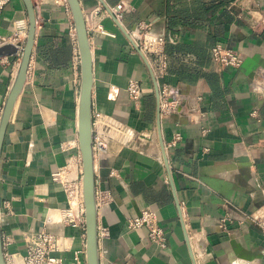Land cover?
<instances>
[{"label":"crops","instance_id":"1","mask_svg":"<svg viewBox=\"0 0 264 264\" xmlns=\"http://www.w3.org/2000/svg\"><path fill=\"white\" fill-rule=\"evenodd\" d=\"M79 1L93 55V115L130 132L95 154L98 229L108 230L99 239L100 264H264V238L245 219L264 206V23L254 28L247 13L239 17L237 0H129L122 29L113 17H93L121 0ZM254 3L264 18V0ZM35 12L27 79L1 150L2 240L14 264H24L30 237L45 230L57 238L53 255L71 264L76 252L86 260V228L62 222L68 204L52 175L76 168L81 157L80 56L67 0H38ZM139 22L166 38V71L160 54L133 51L129 33ZM28 30L24 1L11 0L0 11V34L28 37ZM217 44L243 54L242 67H217ZM20 60L19 50L0 58V109ZM130 80L141 83L138 101L127 92ZM164 84L178 87L184 102L160 129ZM176 131L183 141L167 149ZM147 208L165 231V249L146 229L129 227Z\"/></svg>","mask_w":264,"mask_h":264},{"label":"built area","instance_id":"2","mask_svg":"<svg viewBox=\"0 0 264 264\" xmlns=\"http://www.w3.org/2000/svg\"><path fill=\"white\" fill-rule=\"evenodd\" d=\"M11 0H0V11L10 3ZM34 4L38 0H32ZM241 4V14L247 13L253 22L254 28L264 23V18L259 17L258 7L254 0H237ZM129 0H121L119 4L107 9L98 8L93 17L105 15L114 17L117 22H121L123 13L127 8ZM99 31L104 32L101 27H97ZM131 39V47L134 52H139L145 56L160 54L163 59V69H167V56L165 53L166 38L153 32V25L147 22H139L133 32L129 33ZM27 35L22 32H15L12 36H4L0 34V48L7 45L18 46L22 54V50L26 43ZM77 44L76 36L73 38ZM213 63L219 68H236L239 69L244 64V56L239 51L232 50L222 44L215 45L211 50ZM127 92L132 100L138 101L142 97L141 83L137 80H130ZM201 101V98L198 99ZM184 98L178 87L170 84H164L159 91V110L161 121L171 119L174 115L181 112ZM2 112V111H1ZM0 112V114H1ZM93 143L95 154L107 148V144L111 140H121L130 137V132L118 123L116 120L104 116L101 113L93 115ZM207 129L203 128V133ZM183 141V135L180 131L174 132L171 140L167 143V149L176 148ZM83 162L82 157L78 158V166L67 165L54 173L52 179L55 183H59L66 195L67 208L61 211V220L64 224L74 227L83 226L86 228L85 206L83 198ZM247 222L252 223L258 228L261 236L264 238V206L259 210L245 216ZM231 220L227 215L220 221V227L227 231V224ZM159 219L155 211L150 208L144 209L138 217L129 221L131 229H146L150 241L165 249L167 246V238L163 228L159 226ZM108 236V230L102 228L99 230V239ZM7 245V243H3ZM58 250L57 238L54 234L43 230L40 233L31 236L26 245V252L23 257L24 264H65L53 254ZM84 252H76L74 260L71 264H87ZM6 264H14L11 257L5 254Z\"/></svg>","mask_w":264,"mask_h":264},{"label":"water","instance_id":"3","mask_svg":"<svg viewBox=\"0 0 264 264\" xmlns=\"http://www.w3.org/2000/svg\"><path fill=\"white\" fill-rule=\"evenodd\" d=\"M29 17V30L27 41L21 54V60L14 83L10 89L7 99L2 107L0 118V158L2 144L8 123L16 102L21 95L26 79L28 68L34 48L36 35V12L32 0H23ZM73 15L76 29V37L80 56L81 83L79 104V145L83 162V198L86 220V261L87 264H100L99 256V229H98V205L96 196L95 180V151L93 143V110H92V88L93 55L91 51L89 33L86 25L85 13L79 0H67ZM114 18V17H113ZM122 28V24L118 22ZM123 29V28H122ZM18 46L7 45L0 48V58L11 56L18 52ZM159 97V92H158ZM158 124L161 129L160 110ZM164 148V140L162 139ZM233 244V243H232ZM0 264H6L1 229V204H0Z\"/></svg>","mask_w":264,"mask_h":264},{"label":"rangeland","instance_id":"4","mask_svg":"<svg viewBox=\"0 0 264 264\" xmlns=\"http://www.w3.org/2000/svg\"><path fill=\"white\" fill-rule=\"evenodd\" d=\"M2 111V109H0V112ZM2 113V112H1Z\"/></svg>","mask_w":264,"mask_h":264}]
</instances>
